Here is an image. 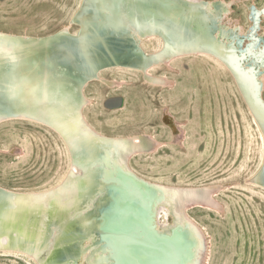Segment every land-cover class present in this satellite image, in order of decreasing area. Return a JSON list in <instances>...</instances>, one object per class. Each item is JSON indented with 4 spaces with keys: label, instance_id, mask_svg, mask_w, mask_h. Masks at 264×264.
<instances>
[{
    "label": "bare ground",
    "instance_id": "1",
    "mask_svg": "<svg viewBox=\"0 0 264 264\" xmlns=\"http://www.w3.org/2000/svg\"><path fill=\"white\" fill-rule=\"evenodd\" d=\"M249 10L257 26V14L264 12L252 5ZM225 11L221 0H80L69 22L51 34L0 30V125L21 120L49 127L69 155L55 185L33 191L0 185L1 254L28 264L202 259L205 237L186 211L216 204L212 186L169 185L140 176L128 161L155 148L156 141L146 134L105 135L80 109L82 88L100 72L132 70L154 84L160 81L148 76L150 70L169 54L189 51L223 63L264 116V68L258 66L264 63V43L256 26L237 33V25H224ZM154 36L161 47L144 51L139 39ZM258 128L263 153L253 184L264 189V129Z\"/></svg>",
    "mask_w": 264,
    "mask_h": 264
},
{
    "label": "rangeland",
    "instance_id": "2",
    "mask_svg": "<svg viewBox=\"0 0 264 264\" xmlns=\"http://www.w3.org/2000/svg\"><path fill=\"white\" fill-rule=\"evenodd\" d=\"M221 1L226 7L222 23L237 25V33L256 26L250 5L264 12V0ZM79 2L0 0V30L51 34L69 22ZM259 14L255 35L264 43V14ZM76 29L75 24L70 28ZM138 44L150 52L160 48L162 40L154 36ZM161 62L148 72L160 81L154 84L132 70L100 72L99 79L82 88L81 114L105 135L146 134L156 141L155 148L128 161L140 176L169 185L220 186L214 193L217 207L190 206L186 211L205 237V255L197 264H264V189L248 181L263 153L258 125L220 61L184 53ZM258 66L264 68V63ZM261 96L264 100V80ZM68 156L49 127L21 120L0 125L4 187L33 191L55 185L67 170ZM0 264L28 263L0 253Z\"/></svg>",
    "mask_w": 264,
    "mask_h": 264
},
{
    "label": "water",
    "instance_id": "3",
    "mask_svg": "<svg viewBox=\"0 0 264 264\" xmlns=\"http://www.w3.org/2000/svg\"><path fill=\"white\" fill-rule=\"evenodd\" d=\"M72 25H73V24H71V25L69 26V28H70ZM185 53H190V52L187 51V52H185ZM175 55H181V53H180V52H175V53H173V54H169V55H167L166 57H167V58H170V57L175 56ZM232 77H233V79H234V82H235V84H236V86H237V89H238V91L240 92V94H241V96H242V99H243V101H244V103H245V105H246V107H247L249 113L251 114V116H252L253 119L255 120V122H256V124L258 125V127L261 126L262 129H264V116L259 112V109H258V106H257V102H256V98L254 97L251 101L248 100V99L245 97V95H244V93H243V90L241 89L239 83L237 82V80L235 79V77L233 76V74H232ZM254 180H255V175H253L252 177H250V179H249L248 181L251 182V183H254ZM219 188H220L219 185H212V189H213V191H216V190L219 189ZM211 206L217 207L216 204L211 205Z\"/></svg>",
    "mask_w": 264,
    "mask_h": 264
}]
</instances>
